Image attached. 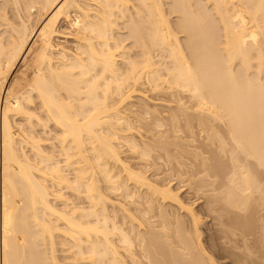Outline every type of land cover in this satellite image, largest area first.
<instances>
[{"label": "bare ground", "instance_id": "1", "mask_svg": "<svg viewBox=\"0 0 264 264\" xmlns=\"http://www.w3.org/2000/svg\"><path fill=\"white\" fill-rule=\"evenodd\" d=\"M160 106L186 123L162 131ZM193 143L241 236L264 208V0H0V264H219L183 187L148 174Z\"/></svg>", "mask_w": 264, "mask_h": 264}, {"label": "rangeland", "instance_id": "2", "mask_svg": "<svg viewBox=\"0 0 264 264\" xmlns=\"http://www.w3.org/2000/svg\"><path fill=\"white\" fill-rule=\"evenodd\" d=\"M66 38H68L67 36L65 37L64 36V38L63 37H61L60 38V40H63L64 41V39L65 40H67ZM71 38H69V40H70ZM148 94H152V93H148ZM152 96V95H151ZM161 96H163V95H161ZM168 96L169 95H166V97L167 98H165V96H163L162 98H164V99H171L170 97L168 98ZM185 96V95H184ZM159 97H160V95H159ZM138 100V99H137ZM161 107V108H160ZM159 107V110H161V113L164 115V116H167L168 115V111L170 112L171 110L170 109H173L172 107L170 108L169 106L167 107V106H165V109H167L166 110V114L164 113V109L162 108V107H164V106H160ZM162 109L164 110V111H162ZM173 111H176L175 110V108L173 109ZM173 111H171L172 113H173ZM171 115V113L169 114V116ZM162 116V115H161ZM164 116H162L161 118L164 120V122H166V124L168 123H172V119H171V116L169 117L170 118V120L168 121V116H167V119H166V117H164ZM151 118L152 117H150V119H149V117H147L146 119L148 120H150L151 121ZM145 119V120H146ZM153 119V118H152ZM161 119V120H162ZM178 119V118H177ZM182 119H185L184 118V116L182 117V118H180V119H178V120H180L179 122H180V125H181V121H183ZM136 120V121H135ZM133 122H134V124L135 125H137V126H139V125H141V123L142 122H140L139 120H141V121H143L142 120V118L141 119H139V120H137V119H135ZM144 120V122H143V124L145 123V122H147V120L145 121ZM149 120H148V123H149ZM163 120H162V122H163ZM166 120V121H165ZM174 120V119H173ZM176 120V119H175ZM174 120V121H175ZM177 120V121H178ZM171 121V122H170ZM176 121V122H177ZM139 124H138V123ZM161 122V123H162ZM163 122V123H164ZM175 122V123H176ZM179 122L177 123V124H179ZM193 122H196V126H197V124H199V123H197V121H195V120H193ZM192 122V123H193ZM163 123H162V125H163ZM174 123V122H173ZM183 123H186V121L184 120L183 121ZM146 124V123H145ZM150 124H152V123H150ZM168 124H167V126L166 125H163V128H162V125H161V130L162 129H164V130H162V131H166L167 133H168V131H169V133H170V131H171V129H172V132H173V129L174 128H176V126H177V124L176 125H172L173 126V128H171V129H167L166 130V128H169V126L171 127V125H169L168 126ZM193 124H195V123H193ZM193 124H191L192 126H194ZM149 126V128L147 127V126ZM145 126H143V125H141L140 126V130L141 131H138L137 133H138V135H139V137L141 136H143V135H145V136H143L142 138L144 139V137H146L147 136V138H148V135H147V133L149 134V132L146 130L145 131V129H147L148 128V130H151L150 129V126L151 125H149V124H146ZM143 126V127H142ZM164 126H166V127H164ZM183 126H185V124H183L181 127H183ZM195 126V127H196ZM144 127H146L145 129H144ZM195 127L193 128L194 129V132H195V134H200L199 136H201V133H199V132H202V136H201V138L202 137H205L206 135V133H204V131H200V130H202V127H200V124H199V126L198 127H196L197 129H195ZM201 129H200V128ZM155 128V127H154ZM153 128V130H156V129H154ZM177 128H178V126H177ZM176 128V130H178ZM180 128V127H179ZM185 129H186V127H184ZM180 129H182V128H180ZM179 129V130H180ZM200 129V130H199ZM183 130V129H182ZM197 130H198V132H197ZM142 131H145L144 133L142 132ZM181 131V130H180ZM141 132V133H140ZM171 132V133H172ZM182 132V131H181ZM181 132H178V134H180V135H183L184 133H186V132H182V134H181ZM206 132V131H205ZM204 133V134H203ZM141 134V135H140ZM185 135V134H184ZM204 135V136H203ZM149 136H150V134H149ZM199 136H197L196 138L198 139V137ZM141 137H140V139H141ZM151 137H149V139H146V140H148V141H151V139H150ZM200 137H199V140L201 139ZM203 139V138H202ZM181 141V140H180ZM202 140H200L199 141V143H198V141H195V143H196V145L193 143L192 145H190L189 147H194V145H195V147L196 146H199L200 147V142H201ZM197 143H198V145H197ZM181 144V143H180ZM153 145V144H152ZM155 146V148L157 149V146H156V144L154 145ZM153 146V147H154ZM176 147V145H173V147L171 146L170 148L172 149L171 151H172V154H174L175 155V158L176 157H178L177 155L179 154L180 155V152H181V158H179L181 161H182V163H181V161L178 159V158H176V159H178L177 161L179 162V164H178V162H177V164L178 165H176V163L174 162L176 159H174V157L172 158V155L171 156H169V158L167 159V157H168V155L167 154H165V152H164V149L163 148H161L160 149V147H158L159 149H157V151L155 150V148L154 149H152V150H155L153 153V155H156V156H154L155 158L153 159L152 157H151V159L153 160V162L151 161V163H153L152 165H154V167L153 168H150L149 170H148V174H150V176L152 177H154L155 176V174L156 173H159L160 174V176H161V179H166V180H169V179H171L172 180V183H173V185H174V187H178V188H180L181 186L183 187V188H185V189H183L182 187V189H181V191H180V195H181V197L184 199V201L186 202V203H188V204H190L192 207H193V209H195L194 211L196 212H198V213H200L199 215H200V217H201V223H200V232H201V237L203 238L202 240H203V245L205 246V248L207 249V251L209 252V254H211V255H213V257H214V259L216 260V261H218L219 262V264H238L237 262H242V263H239V264H264V240H262V237L264 238V217H262L264 214H263V210H264V208H263V206L261 207V208H263V209H260V207L257 209L258 210V212H257V210L255 211L256 213V215L255 216H258V217H256L254 220V226H253V228L252 229H250L249 231L247 230V231H242L241 232V230L240 229H238L237 228V231H236V227L233 225V220H231V218H229V219H226L225 221V223L226 224H228L229 225V227L230 228H233L237 233H243L244 235H245V237H243V234H241L240 233V235L242 236V238H241V236H239L238 234L237 235H235L234 236V234H232V232L230 231H228V233H229V236H227L228 235V233H227V235L225 234V236H222V235H224L223 233H225V232H223L224 230H222V228L224 227V226H222L221 224L219 225V226H217L216 224H218V223H216V222H219L218 221V219H214L215 217V215H217V214H215V213H211V212H208V208H206V207H208V204L206 205V203L205 202H207V199H208V195L207 194H209V193H207V191L205 192V190H207L206 189V187H205V181L203 180V181H200V178L199 177H203V176H201L202 174V172H201V170L203 171L204 169V167H201V165L199 166V167H201V168H196V167H194V166H196V164H195V162H194V160H192L191 161V159H192V157L194 156V155H192L193 153H191V150H195V147L194 148H190L189 150L190 151H187V152H184L183 150L181 151L180 149H178V150H176L177 148H175ZM124 148L123 149H125L124 150V152H123V154H124V156H125V158L126 159H128V161L130 162L131 161V165L132 166H134L133 164L135 163V167H138L137 165H139V164H141V162H140V160H141V158H140V156L138 157L137 155H135V154H132L129 150H127L128 148H126V145L125 146H123ZM180 148L182 147L181 145L179 146ZM185 147V146H184ZM201 148H202V150H203V146H201L200 147V149L197 147L196 148V150L197 151H199V150H201ZM205 148V147H204ZM182 149H184V148H182ZM173 150H176V152L175 151H173ZM180 150V151H179ZM186 150V149H185ZM128 151V152H127ZM130 152V153H129ZM161 152L164 154V157H165V155H167L166 157H165V159L167 160H165V159H163V155L161 156L160 154H161ZM174 152V153H173ZM190 153V155H189V153ZM134 153V152H133ZM184 153V156L182 155ZM186 153V154H185ZM126 154H127V156H126ZM138 154V153H137ZM188 154V155H187ZM135 155V156H134ZM139 155V154H138ZM152 155V156H153ZM173 155V156H174ZM187 155V156H186ZM160 158H159V157ZM179 156V157H180ZM187 158H186V157ZM137 157V158H136ZM182 157H184L183 159H182ZM136 158V159H135ZM139 158H140V160H139ZM158 158V159H157ZM170 158H172V159H170ZM191 158V159H190ZM195 158V157H194ZM130 159V160H129ZM137 159L139 160V161H137ZM185 159V160H184ZM196 159V158H195ZM158 162H157V161ZM172 160V161H171ZM198 159H196L195 161H196V163L198 162L197 161ZM154 161H156V162H154ZM163 161H165V163L163 162ZM188 161V163H186ZM139 162V163H138ZM170 162H172V163H170ZM186 163L187 165H185L184 167L187 169V171H188V173L186 172V169L184 168V167H181V166H183V165H181V164H183V163ZM192 162H194V163H192ZM155 163V164H154ZM156 163H157V165H156ZM161 163V164H160ZM170 163V164H169ZM181 163V164H180ZM192 164H194L192 167L191 166H189V165H192ZM198 165H199V163H197ZM181 165V166H180ZM140 166V165H139ZM155 166H157V167H155ZM189 166V167H188ZM134 167V168H135ZM182 168V169H181ZM189 168H193L192 170H194L195 171V168L197 169V170H199V169H201V170H199L200 172V174L198 173V175L196 176V173H197V171H192V170H190ZM181 169V170H180ZM181 171L180 172V174H181V177H182V179H180L181 177H180V174H179V171ZM184 171V172H183ZM190 171V172H189ZM191 171H192V173H191ZM193 172L195 173V176H196V178L193 176L194 174H193ZM182 173H183V176H182ZM186 175H185V174ZM203 173H205V171H203ZM189 176H190V178H189ZM191 176L192 177H194L195 179L193 180V178H192V181L196 184V182H201V183H203L202 184V187L203 188H205V189H203L202 187H200V185L199 186H197L198 185V183H197V185H195L194 183H193V186H192V181H190L191 180ZM184 178H186L185 180H184ZM189 178V179H188ZM199 178V181H196V179H198ZM164 179V180H165ZM180 179V180H179ZM189 180V181H188ZM181 181V182H180ZM188 182H189V184H188ZM191 182V183H190ZM186 183H187V185H186ZM206 185H207V187L209 188L210 186L208 185V182L206 183ZM185 186V187H184ZM191 186L193 187V188H191ZM195 186H197L196 188L197 189H194L195 188ZM216 186V185H215ZM212 187V186H211ZM214 187V186H213ZM143 188V187H142ZM142 188H140V190L142 189ZM145 189H147L146 187H144ZM142 189L141 190V192L142 193H145L147 190H145V189ZM202 188V189H201ZM199 189H201V190H199ZM199 192H198V191ZM202 190H204V193H203V191ZM210 197V196H209ZM118 198V197H117ZM191 202V203H190ZM193 204V205H192ZM167 205V208H169V206H170V204L168 205V204H166ZM130 206V205H129ZM172 207H173V204H172ZM171 209V208H170ZM173 209H174V207H173ZM132 211H133V209H131ZM260 210H262V214H261V211ZM131 211V212H132ZM154 211V210H153ZM153 211H151V212H149V215H153L155 212L157 213V211L155 210V212H153ZM196 212V213H197ZM259 212H260V214H259ZM136 217H135V219H134V222L136 221V218H139V217H141V212H136V211H133L132 212ZM139 213V214H138ZM153 213V214H152ZM155 213V214H156ZM182 213V212H181ZM197 213V214H198ZM210 213V214H209ZM121 215H120V217H122L123 218V214L122 213H120ZM182 214H184V216L187 218V214L186 213H182ZM139 215V216H138ZM211 215V216H210ZM214 215V216H213ZM261 215V216H260ZM119 217V218H120ZM157 217V216H156ZM214 217V218H213ZM158 218V217H157ZM172 218H174V217H172ZM121 219V218H120ZM140 219V218H139ZM138 220V219H137ZM140 221V220H139ZM138 221V222H139ZM138 222H135V223H138ZM216 226V227H215ZM234 226V227H233ZM218 227V228H217ZM222 227V228H221ZM228 227V228H229ZM221 228V230H219ZM216 229H218L219 230V232L216 230ZM238 230L240 231V232H238ZM245 232H248V234L247 233H245ZM219 233H221V234H219ZM221 235V236H220ZM231 235H233L232 237H231ZM263 235V236H262ZM236 236H238L239 237V239L236 237ZM248 238H247V237ZM222 237H224V238H222ZM236 238V239H234V238ZM219 238V239H218ZM232 238V239H231ZM243 238H245V239H243ZM210 239V240H209ZM233 239L235 240V241H233ZM242 239H243V241H242ZM221 240V241H220ZM231 240V241H230ZM247 241L248 243V247H245V246H247V244H246V242L245 241ZM227 241H228V243H227ZM233 241V242H232ZM238 241V242H237ZM237 243H241L240 245L242 246V244H243V246L241 247L240 245H238ZM245 243V244H244ZM234 244H236L237 246H239L240 248H237V246L236 245H234ZM221 245V246H220ZM245 245V246H244ZM207 246V247H206ZM235 246V247H234ZM227 247H229V249H231L230 250V252L232 251V249L233 250H237L236 252H233L232 251V253H230L229 252V249L227 248ZM235 248V249H234ZM247 248V249H246ZM251 250L252 249V251H249V249ZM239 249H240V251L242 250V252H239ZM243 249L245 250V252L243 251ZM248 250V251H247ZM211 252V253H210ZM237 252H239V253H237ZM247 252V253H246ZM239 254L240 255V253H243L244 254V257L241 255V257H243L242 259L243 260H240V261H237L235 258H236V255L235 254ZM246 253V254H245ZM232 254V255H231ZM234 254V255H233ZM235 257V258H234ZM241 259V258H240ZM236 260V261H235ZM64 264H68V262H64ZM69 264H72V263H69ZM127 264H128V262H127Z\"/></svg>", "mask_w": 264, "mask_h": 264}]
</instances>
